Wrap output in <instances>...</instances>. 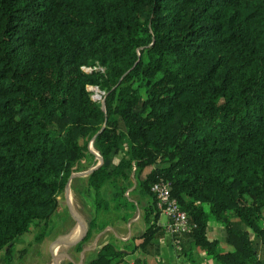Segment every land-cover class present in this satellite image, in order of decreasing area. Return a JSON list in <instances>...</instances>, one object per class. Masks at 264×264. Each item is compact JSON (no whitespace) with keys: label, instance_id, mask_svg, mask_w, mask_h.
<instances>
[{"label":"trees","instance_id":"obj_1","mask_svg":"<svg viewBox=\"0 0 264 264\" xmlns=\"http://www.w3.org/2000/svg\"><path fill=\"white\" fill-rule=\"evenodd\" d=\"M90 167L71 178L94 203L73 249L107 225L110 207L127 218L139 206L145 227L130 249L106 241L86 264L158 252L159 178L187 214L177 254L264 264V0H0L5 262L16 237L44 238L71 174ZM114 179L120 190L105 197ZM209 220L230 248L207 236Z\"/></svg>","mask_w":264,"mask_h":264},{"label":"crops","instance_id":"obj_2","mask_svg":"<svg viewBox=\"0 0 264 264\" xmlns=\"http://www.w3.org/2000/svg\"><path fill=\"white\" fill-rule=\"evenodd\" d=\"M118 153V152H117ZM116 153V154H117ZM115 154V155H116ZM113 157V162H117L120 157L123 155V153L119 157ZM75 175L72 176L73 183L75 185H78V183L87 175L86 171H75ZM71 181H69V188L66 187L65 190V205L67 208L63 209V205H61L60 209H62L61 220H65L69 214L72 216V212L70 213V193L68 195L69 189L74 192L76 190L71 186ZM68 188V189H67ZM70 192V191H69ZM133 197H130L132 199H136L138 197V194L133 192ZM136 202V201H135ZM143 202V201H141ZM59 205V204H58ZM140 207L138 206L130 216L127 218H121L119 215V218L123 219L122 223H119V225L111 224L112 220H110L106 226L102 227L101 229L94 231L91 237L93 236L92 240L90 242L84 243L82 248L77 251L78 255L77 257H74V255L69 259V261H72L73 264H86L92 257L95 256L96 251L99 249L101 244H103L106 241H110L111 237H113V242L116 244L117 247H120L121 249L128 250L133 246L134 244V236H137L141 233V231L145 227V221L142 217V209L141 212L138 210ZM88 218V217H87ZM77 223L81 225L83 233L86 231L87 227V219L86 223H84L81 218L77 219ZM166 221V216L160 212L158 217V222L163 225ZM76 226H74L72 229L64 232L63 234L59 235L60 238L66 239L63 242H70L72 239L69 237L71 233L74 231ZM81 230V229H80ZM80 230L77 231V233L80 232ZM206 234L209 238H216L219 242V248L224 250L228 249L226 246V242L223 240L224 236V227L223 225L215 220H209L207 227H206ZM81 235V236H82ZM90 237V238H91ZM61 240V239H60ZM59 240V241H60ZM183 255L177 254L174 244L172 235L168 232H165L163 237L159 240V249L158 252L155 254L147 255L143 253L141 250L136 249L133 252H129L124 255L123 260L119 264H191L190 260L186 258ZM194 256L199 261V264H217L208 254L205 253L203 250L194 251Z\"/></svg>","mask_w":264,"mask_h":264},{"label":"rangeland","instance_id":"obj_3","mask_svg":"<svg viewBox=\"0 0 264 264\" xmlns=\"http://www.w3.org/2000/svg\"><path fill=\"white\" fill-rule=\"evenodd\" d=\"M88 88L91 96H99L98 98L101 100L103 91L95 85H89ZM122 153L123 150H119L115 157H119ZM86 170L87 169L78 171ZM75 173L76 172L74 171L73 174L75 175ZM122 183V180L119 179L108 181L103 189L104 196L110 197L112 192L119 191ZM67 187L69 188V184ZM126 190L125 195L128 197L134 196L131 187H128ZM69 191L68 195L70 193L71 197L69 210L70 213L72 212V216L69 214L68 220L67 218H65L64 221L61 220L62 217L60 214H62V209H59L61 205H63V209L67 208L65 205V190H63V192H61L58 196L59 209H57L53 221L51 222L44 238L41 241H35L34 231L31 230L21 234L16 237L13 242V249L9 262H5L3 260V252L0 251V264H66L73 255L74 257H77L76 255H78V252L73 249V245L76 241L81 239V235L83 233L81 225L77 223V219L81 218V220L86 223L87 217H90L94 212V203L92 201V196L89 197L83 193H79L77 190L74 192L69 189ZM67 210L68 208L66 211ZM138 210L141 212L140 208ZM118 215L119 212L111 207L106 212L102 210L100 211L101 217L106 218L108 221L112 220L111 224L119 225V223H122L123 219L119 218ZM74 226H76V228L71 235H69L72 240L70 242H63L66 239L60 238L59 235L70 230V228L72 229ZM78 230H80L79 233H77ZM92 238L93 236L89 238L87 242H90ZM110 239V241H113V237ZM87 242H85V244ZM226 246L227 248L231 247V245L227 243ZM182 257H184V255Z\"/></svg>","mask_w":264,"mask_h":264},{"label":"built area","instance_id":"obj_4","mask_svg":"<svg viewBox=\"0 0 264 264\" xmlns=\"http://www.w3.org/2000/svg\"><path fill=\"white\" fill-rule=\"evenodd\" d=\"M150 190L156 197L158 208L166 216V221L162 225L165 231L172 235V239L173 235L186 232L189 229L187 214L180 208L177 199L171 195L169 181L159 178L151 183Z\"/></svg>","mask_w":264,"mask_h":264},{"label":"water","instance_id":"obj_5","mask_svg":"<svg viewBox=\"0 0 264 264\" xmlns=\"http://www.w3.org/2000/svg\"><path fill=\"white\" fill-rule=\"evenodd\" d=\"M92 97H93V96H92ZM98 97H99V96H95V97H93V98H98ZM101 104H102V107H104V97L101 98ZM100 163H101V158H99V160L97 161V163H96L93 167H95L96 165H98V164H100ZM93 167L88 168V169L86 170V172L89 173V172L92 170ZM73 175H74V174L72 173L71 176H70V178H69V180H68L67 183H66L65 188L68 186L69 181H70V179H71V177H72ZM84 232H85V231H84ZM55 259H57V258H55Z\"/></svg>","mask_w":264,"mask_h":264}]
</instances>
